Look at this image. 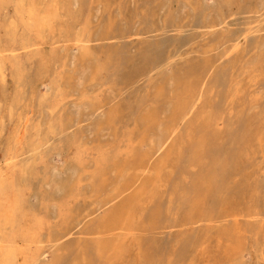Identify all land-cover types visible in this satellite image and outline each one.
<instances>
[{
    "label": "rangeland",
    "instance_id": "rangeland-1",
    "mask_svg": "<svg viewBox=\"0 0 264 264\" xmlns=\"http://www.w3.org/2000/svg\"><path fill=\"white\" fill-rule=\"evenodd\" d=\"M0 264H264V0H0Z\"/></svg>",
    "mask_w": 264,
    "mask_h": 264
}]
</instances>
